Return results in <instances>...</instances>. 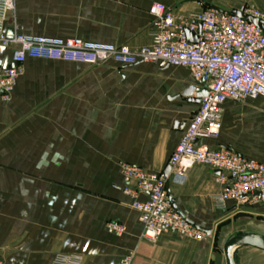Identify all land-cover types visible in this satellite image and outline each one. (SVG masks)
I'll list each match as a JSON object with an SVG mask.
<instances>
[{"label": "crops", "instance_id": "0c3cea01", "mask_svg": "<svg viewBox=\"0 0 264 264\" xmlns=\"http://www.w3.org/2000/svg\"><path fill=\"white\" fill-rule=\"evenodd\" d=\"M182 18L205 3L224 11L264 0H15L5 32L139 48L153 44V3ZM3 64L11 50L1 51ZM201 88L189 68L151 62L125 65L28 57L8 100L0 97V256L4 264H227L225 245L242 232L264 234V202L227 200L221 171L196 164L184 180L169 177L175 208L201 239L166 232L143 236L134 197L124 191L121 165L164 172L199 108ZM203 146L229 147L264 163V98L228 99L217 138ZM144 200L145 195L136 198ZM119 221L116 234L108 223ZM236 264H264V251L242 246Z\"/></svg>", "mask_w": 264, "mask_h": 264}, {"label": "built area", "instance_id": "2783aa9c", "mask_svg": "<svg viewBox=\"0 0 264 264\" xmlns=\"http://www.w3.org/2000/svg\"><path fill=\"white\" fill-rule=\"evenodd\" d=\"M14 10L15 0H0V97L3 101L12 95L28 57L90 64L114 60L125 65L151 62L159 67L183 66L190 69L201 90H207L169 157V176L130 163L121 165L124 191L134 197L132 205L140 212L144 238L155 242L166 232L194 239L206 235L175 208L168 189L171 175L184 180L196 164L221 171L219 181L224 187L216 197L219 206H224L227 200L257 198L264 202L263 162L229 147L210 148L199 143L201 139L218 137L225 101L264 98V29L261 26L234 11H224L207 3L197 16L182 18L163 3L156 2L149 9L155 29L154 42L133 48L78 37L25 34L17 28L8 35L5 22ZM239 10L261 19L264 25V12L256 7L243 6ZM188 31L198 35L197 41L189 40ZM3 48L11 50L8 65L2 62ZM139 194L145 195V199H136ZM108 229L121 234L125 225L111 221ZM0 264H4L1 256ZM56 264H74V261L63 255ZM115 264H133L132 256L126 255Z\"/></svg>", "mask_w": 264, "mask_h": 264}, {"label": "water", "instance_id": "95a60500", "mask_svg": "<svg viewBox=\"0 0 264 264\" xmlns=\"http://www.w3.org/2000/svg\"><path fill=\"white\" fill-rule=\"evenodd\" d=\"M205 7V5H204ZM241 17L261 26L264 29V25L261 19L242 12L240 10H233ZM188 38L190 41H197L198 35L192 33L190 31L187 32ZM207 94V90H200L197 94V98L195 99L197 103H200L201 97ZM171 172V166L168 165L164 171L166 176H169ZM175 206V205H174ZM191 222V221H190ZM193 224V222H191ZM201 231L211 233V229H206L200 226H196ZM242 246H251L258 248L264 251V234L256 233V232H242L230 237L225 245V254L227 258V264H236L235 262V252L238 248Z\"/></svg>", "mask_w": 264, "mask_h": 264}, {"label": "rangeland", "instance_id": "374dc122", "mask_svg": "<svg viewBox=\"0 0 264 264\" xmlns=\"http://www.w3.org/2000/svg\"><path fill=\"white\" fill-rule=\"evenodd\" d=\"M245 6H252V5H250V4H247V5H245Z\"/></svg>", "mask_w": 264, "mask_h": 264}]
</instances>
